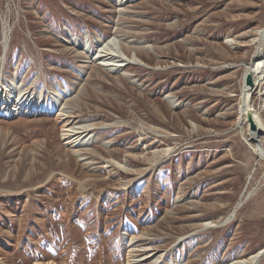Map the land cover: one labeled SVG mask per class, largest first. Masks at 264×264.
Instances as JSON below:
<instances>
[{"label": "rangeland", "instance_id": "obj_1", "mask_svg": "<svg viewBox=\"0 0 264 264\" xmlns=\"http://www.w3.org/2000/svg\"><path fill=\"white\" fill-rule=\"evenodd\" d=\"M262 28L264 0H0V106L24 109L0 116V258L244 264L262 249L264 80L259 136L243 101ZM113 38L130 75L98 63ZM78 125L94 142L74 149Z\"/></svg>", "mask_w": 264, "mask_h": 264}, {"label": "bare ground", "instance_id": "obj_2", "mask_svg": "<svg viewBox=\"0 0 264 264\" xmlns=\"http://www.w3.org/2000/svg\"><path fill=\"white\" fill-rule=\"evenodd\" d=\"M263 38H264V28L258 30V36L256 38V41H258L260 43ZM7 43H8V32L5 33V45L3 47L5 51L7 49ZM149 48H151V46H149ZM96 58L99 61L98 63L102 67L107 68L108 71H111L115 74H119V72L122 75L129 74L127 72V70L125 69L127 62H126V60L122 59V56L119 53L116 38L110 39L109 41L106 42V44L102 45V48L100 49L99 54H98V56H96ZM134 59L143 65L145 64L142 60H139L137 58V55ZM249 68H253L254 88L246 86L244 84V80H243V101H244V106L247 110V114L249 111L251 113L253 111V109H252V94L254 92V89L256 86H258L259 81L264 80V59L261 58L260 54H257V58L254 60L252 65L250 64L249 66L246 67L245 73L249 70ZM168 99L170 100V103L172 105L175 104L176 100L173 97H169ZM263 100H264V97H263ZM2 103L3 104H1V106H0V116H7V118H8V117L17 116V115H20L23 113L21 111H23L24 109L22 110L18 106H16V107H13V105L11 106L10 103L8 102V100H5ZM30 105H31V103H28L29 107H30ZM36 105H38V104H36ZM34 106L35 105L33 103L31 108H29V110L27 111V114L30 112V110H33ZM50 109H51V111L56 110L61 115L66 114L65 113L66 111L65 112L63 111V108H61L60 103L58 102V100L56 98L53 99L52 106ZM252 115H253V118H254V120L258 126V129H259V131H252V133L254 134V136H259L261 131H262V128H261L262 123L259 121V119L255 118L253 113H252ZM90 130H91L90 125H78V126L68 127L66 129H64L63 131H64V135L66 136V138L70 139L69 142L72 144L74 149H76V148L80 149V148L85 147V146L87 147L88 145L92 144V142H94V135H91V134L89 135L88 131H90ZM260 141H259V138L255 139L256 145L258 146V148L260 150L263 151L264 146L263 145L261 146ZM79 151L80 150H77L76 154L82 157V155ZM261 156L264 157V152L261 153ZM237 208H238V206L229 215V217L233 218L234 213H236ZM207 225H209V223ZM263 250H264V247L262 249H260L257 253L250 255V257H248L249 259H245L241 262L244 264H254L255 260L263 252ZM138 261L139 260L133 259V260H130L129 264H138ZM155 262L157 263L158 260H156ZM0 264H9V263H6L5 261H3L0 258ZM36 264H39V263H36ZM48 264H53V263L49 262Z\"/></svg>", "mask_w": 264, "mask_h": 264}, {"label": "water", "instance_id": "obj_3", "mask_svg": "<svg viewBox=\"0 0 264 264\" xmlns=\"http://www.w3.org/2000/svg\"><path fill=\"white\" fill-rule=\"evenodd\" d=\"M256 59V54L254 55L253 59L251 60V65L254 62V60ZM244 84L246 86H249L251 88H254V73H253V68H249V70L244 74ZM247 119L249 121V128L251 131H259L258 126L253 118L252 113L249 111L247 114ZM260 141V139H259ZM261 142V141H260ZM262 142H261V146H262ZM235 215V213H234ZM229 217V216H228ZM226 218L225 222L229 221L231 217ZM224 222V223H225ZM264 257V250L263 252L259 255V257L255 260L254 264H259L260 260Z\"/></svg>", "mask_w": 264, "mask_h": 264}]
</instances>
